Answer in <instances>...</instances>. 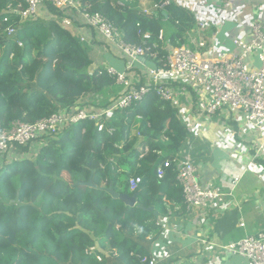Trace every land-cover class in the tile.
<instances>
[{
	"label": "trees",
	"instance_id": "1",
	"mask_svg": "<svg viewBox=\"0 0 264 264\" xmlns=\"http://www.w3.org/2000/svg\"><path fill=\"white\" fill-rule=\"evenodd\" d=\"M81 1L121 27L128 42L156 43L158 58L178 47L176 36L166 47L159 40L166 22L176 28L181 44L193 46L184 43L183 33L196 17L177 0H146L164 4L158 17L143 15L140 0ZM20 2L26 7L25 0H0V124L33 123L77 106L109 112L42 133L25 145L13 143L0 156V264H148L149 236L157 220L168 215L165 203L184 200L177 163L162 178L157 169L181 158L192 137L178 109L155 90L128 108H115L125 89L107 67L88 70L94 63L92 45L61 24L65 17L75 22V11L42 4L35 18L21 19L18 11H7ZM14 25V34H8ZM105 41L96 42L115 46ZM111 86L117 95L105 98ZM85 95L95 99L83 102ZM99 123H104L101 131ZM256 160L264 164V158ZM131 176L141 177L136 191H130ZM90 178L93 186L77 184ZM108 187L137 195V204L114 198ZM151 207L152 212L144 209ZM181 209L189 213L184 205Z\"/></svg>",
	"mask_w": 264,
	"mask_h": 264
},
{
	"label": "built area",
	"instance_id": "2",
	"mask_svg": "<svg viewBox=\"0 0 264 264\" xmlns=\"http://www.w3.org/2000/svg\"><path fill=\"white\" fill-rule=\"evenodd\" d=\"M26 7L20 2L17 8L9 5L7 11L17 12L21 19L35 18L37 9L42 4H51L58 10L70 9L79 14L88 26L102 34L105 39L114 44L131 64L139 58H150L160 63L150 68L147 80L141 84L132 82L131 77L124 71L107 67L109 75L115 77L116 82L125 89L119 96L115 108H128L142 100L151 90L165 101H169L178 109L179 117L185 124L188 134L193 138H200L203 134L201 119L193 116L195 99L190 87L203 89L209 93L206 101L204 115L213 116L218 111L226 110L229 113H241L243 117L242 129L255 130L264 137V19L253 20L250 24L251 39H234V45L239 49L237 53L224 57H206L201 52L207 47V40L200 39V34L208 33L211 29V19L196 14L198 27L188 34L192 38L193 46H178L173 48L164 59L157 57L152 47L142 46L128 42L125 33L117 24L106 15L98 11H91L89 4L81 0H25ZM164 4H154L150 8L140 10L143 15L154 16L152 9H160ZM65 27L72 25V20L65 17L61 23ZM8 34H14L15 25L7 28ZM163 31L159 34V38ZM149 35H146V37ZM85 41L84 38H81ZM257 57L259 66L250 61ZM106 112L89 113L80 107L70 112H55L33 123L21 120L13 121L9 127L0 124V156L13 143L25 145L38 138L42 133L54 132L65 124H75L84 119H99ZM104 129V123H99L98 130ZM112 131V129H110ZM148 151V148H144ZM182 156V154H181ZM173 162L178 167V182L183 189V205L187 212L207 211L214 204L225 207L227 194L216 189L212 184L203 186L197 166L189 156L174 160H166L157 169L159 178L164 177L166 168ZM238 180L235 179L234 183ZM141 177L131 176L129 179L130 191L139 188ZM166 200V198H164ZM167 205L170 203L167 201ZM229 252L238 253L248 259V264H264V231L249 235L240 241L232 242L226 246ZM143 262L147 258L142 259ZM148 264H156L150 259Z\"/></svg>",
	"mask_w": 264,
	"mask_h": 264
},
{
	"label": "crops",
	"instance_id": "3",
	"mask_svg": "<svg viewBox=\"0 0 264 264\" xmlns=\"http://www.w3.org/2000/svg\"><path fill=\"white\" fill-rule=\"evenodd\" d=\"M140 2L141 10L145 8L143 5L151 4L146 0ZM177 2L189 8L195 17L194 12H198L211 19L209 32L200 34V39L207 40L208 49L203 52L206 57L237 53L239 49L233 40L249 41L251 22L264 19V0ZM76 18L69 26L72 34L100 47L96 41H105V37L90 28L79 14ZM164 25L169 27L167 22ZM187 36L190 43L192 38L199 37L197 34ZM111 49L116 56L124 57L117 47L111 46ZM250 61L256 67L260 65L256 56ZM115 63L104 67L118 71L120 67V71H125L132 80L139 81L147 80L149 69L157 66V62L147 58L134 61L132 70H128L130 63L123 66L120 62ZM189 89L196 101L193 116L201 119L203 134L187 141V152L183 150L181 157L189 156L195 163L203 186L212 184L227 194L225 207L215 203L207 211L183 213L182 203H165L168 215L157 220L158 226L149 236L152 242L150 257L159 264H248L245 256L229 252L226 246L264 231V164L256 160L264 158V137L255 130L242 129L241 113L223 110L205 116L209 93L201 88ZM236 178L238 180L234 183Z\"/></svg>",
	"mask_w": 264,
	"mask_h": 264
},
{
	"label": "rangeland",
	"instance_id": "4",
	"mask_svg": "<svg viewBox=\"0 0 264 264\" xmlns=\"http://www.w3.org/2000/svg\"><path fill=\"white\" fill-rule=\"evenodd\" d=\"M150 6H151V4H149V5L148 4L143 5V7H150ZM159 11H160V9H152L151 10V13L154 14V17H158ZM36 16H37V13H36ZM145 16H147V15H145ZM167 23H168L169 27H166L164 25L163 35L159 39L162 42V44L164 45V47H166V46H168L170 44L169 43V41H170L169 40V37H172V36H176L175 37V43H176V45H178V46H182V45L189 46L188 44H181L183 42L179 39V36H177L178 31L176 30V28L170 22H167ZM197 27H198L197 25H194L193 30L195 28H197ZM66 28L69 29V27H66ZM191 31H192V29L186 31V34L189 33V32H191ZM186 34L183 33V37H184L183 40L185 41L184 43H186L187 40L190 41V38L189 37H187V38L185 37ZM205 49H208V47H206ZM205 49H203L201 52L203 53ZM90 53H91V56L94 59V63L90 67V69H88L89 71H94L95 69L99 68L97 65H100V66H103V67H104V65H112V64L115 65L116 64L115 63L116 61L117 62H120V64H122V66L125 63H129V60L124 55H123L124 57L116 56L115 54H113V49H111V47L109 48V47L105 46L104 44H101L100 47L92 46V48L90 50ZM120 70H122V68L119 67V71ZM122 72H124V71H122ZM105 94L106 95H109V97H105V98H111V97L117 95V88H115V86H111V87H109L106 90V93ZM94 99L95 98H93L92 95H85L81 99V101H83V102L84 101H90V102H92ZM36 150H38V149H34V151H35L34 152V155L36 154ZM15 159H16V157L14 158V160Z\"/></svg>",
	"mask_w": 264,
	"mask_h": 264
},
{
	"label": "water",
	"instance_id": "5",
	"mask_svg": "<svg viewBox=\"0 0 264 264\" xmlns=\"http://www.w3.org/2000/svg\"><path fill=\"white\" fill-rule=\"evenodd\" d=\"M78 185H84V186H93V182L92 179L90 178V180L88 182H78ZM106 190L114 197V198H119L121 200H123L127 205H130L132 207H134L137 204V195H131L128 193H118L117 191H115L112 187H108L106 188ZM146 210H148L149 212L153 211V208H144ZM156 214V213H155Z\"/></svg>",
	"mask_w": 264,
	"mask_h": 264
}]
</instances>
